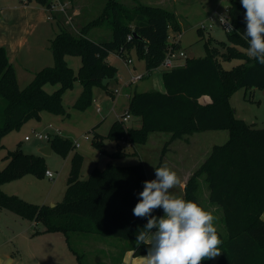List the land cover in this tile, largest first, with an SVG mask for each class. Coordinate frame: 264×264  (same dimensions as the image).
Instances as JSON below:
<instances>
[{
  "label": "trees",
  "instance_id": "trees-1",
  "mask_svg": "<svg viewBox=\"0 0 264 264\" xmlns=\"http://www.w3.org/2000/svg\"><path fill=\"white\" fill-rule=\"evenodd\" d=\"M52 1L37 0L44 6ZM244 11L240 0H230L228 17L241 31L245 28ZM53 15L58 17L56 13ZM105 23L111 25V39L93 40L88 36L91 27ZM68 27L60 21L51 41L54 65L36 72L25 87L20 86L15 67L0 45V147L7 132L30 118H40L43 110L66 113L62 96L77 79L83 88L74 107L85 109L92 102L93 85L116 73V67L108 61L111 53H118L126 60V53L135 47L149 74L167 54L170 28L182 31L174 9L141 0H133L132 5L108 0L102 13L82 28L74 31ZM228 36V41L209 38L205 43L206 56L186 57L183 65L163 72L164 92L151 90L132 95L123 115L139 117L141 125L127 127L122 120L114 122L108 133L118 143L113 153L106 152L102 136L93 129L94 144L113 159L129 154L122 149L121 138L144 144L153 132L183 138L198 131L228 130V140L214 145L189 177L183 199L204 208L198 197L199 178L204 176L209 201L222 210L227 234L221 238V255L216 262L211 259L202 264H264V127H255L237 117L230 104L231 96L240 88L264 89V65L247 55L248 43L242 36L235 31L228 32ZM68 54L82 56L83 64L78 72L68 65ZM233 58L242 62L225 69L222 60ZM49 82L59 84L53 93L45 90ZM108 93L112 94V90L108 89ZM203 96L211 101L201 102ZM50 142L53 150L62 155L74 148L69 138L60 135ZM7 158L6 166L0 168V208L42 223L44 232L64 234L78 264H84V254L72 247L73 234L113 236L133 242L135 255L147 252V246L135 244L137 230L143 228L147 218L133 215L143 182L148 181L143 164L116 165L111 160L103 169L97 166L88 178L82 179L84 157L75 152L65 195L51 206L30 202L3 189L5 183L27 174L45 175L48 170L45 156L25 152L19 146L8 151ZM153 215L161 217L162 209L155 210Z\"/></svg>",
  "mask_w": 264,
  "mask_h": 264
},
{
  "label": "rangeland",
  "instance_id": "rangeland-1",
  "mask_svg": "<svg viewBox=\"0 0 264 264\" xmlns=\"http://www.w3.org/2000/svg\"><path fill=\"white\" fill-rule=\"evenodd\" d=\"M18 1L20 0H0V8L3 5L8 6ZM31 1L36 2L37 0ZM59 1L67 3L68 8L66 12L55 11V13L58 17L60 16L61 19H59L62 24L76 31L98 17L108 0ZM119 1L127 5L133 4V0ZM141 1L176 11L182 24V31L175 32L170 28L169 40L174 42L173 37L180 35V48L177 51H184L189 58L206 56L205 43L209 38H214L217 41L229 40L228 31L222 26L218 17L219 13L227 16L230 0ZM216 10L219 13H216L214 19H211ZM210 24L213 26L211 27ZM56 30V22L47 18L39 22L36 28L30 27L29 33L23 34L27 42L13 65L16 72L21 75V87H25L34 78V73L38 72L40 67L54 65L55 60L50 43L56 34ZM88 36L93 40H109L112 38L111 25L105 23L93 26L88 30ZM126 55L129 59L127 61L118 53L113 52L110 55L109 61L116 67V73L114 76L106 78L102 83L93 85V99L85 109L74 107V103L83 88L81 81L77 79L62 96L66 113L43 110L40 118H30L19 128L12 129L3 136L0 147V168L5 167L8 163V151L19 146L25 152L39 154L40 149L37 148L36 144L42 141L35 138V134L38 132L58 129L62 137L69 138L73 143L77 141L80 143L79 147H74L66 155L53 150L47 156L46 167L55 174L54 179L49 178L46 174L43 176L27 174L5 183L3 185L4 190L39 205L56 204L62 201L67 189V180L71 169L70 154L73 151L85 157L81 171L82 179L88 178L95 167L98 166L103 169L107 165L108 154L101 153L100 149L96 147L93 132L95 131L102 136L106 152L113 153L118 143L116 140L110 139L108 133L112 124L123 118L132 95L135 92L160 91L161 88L157 76L160 77L161 71L164 69L162 66L154 68L153 73L147 75L145 61L138 55L135 47L131 48ZM66 60L75 72H78L83 64V58L80 55L68 54ZM185 61L186 57H178L175 63L176 65H183ZM241 62V59L233 58L222 60V65L225 69H231ZM141 74H144L145 77L133 81V77ZM58 88L59 84L57 83L49 82L45 85V90L48 93H53ZM108 89L113 90L114 95L108 93ZM230 104L237 117L255 127H264V89L240 88L231 96ZM135 119L140 120L139 117L131 115L129 121L124 122V124L127 127H139L141 123L134 121ZM26 135L31 136L32 139L25 141ZM86 135L89 136V139H85ZM228 137L229 132L225 129L198 131L191 135H185L183 138H173L171 133L153 132L146 143H131L128 146L124 144V140L121 138L122 149L128 151L129 154L120 158H113L112 162L116 165L141 163L147 167L150 180L155 179V172L153 173V171L162 164L175 171L179 179H183L192 175L206 159L214 145L226 142ZM44 143L48 142L44 141ZM100 154L105 155L101 156ZM97 161L99 164H96ZM187 168L191 169L188 170ZM199 180L201 181L198 192L200 204L216 218L214 226L221 235V237L219 236L221 239L227 234L222 210L209 201V189L204 176H201ZM170 194L177 198H184L179 184L170 190ZM5 212L13 214L18 220V222L11 223V219L4 217L0 222V227H2V229L0 228V243L11 249L16 257L14 264H78L76 254L68 245L64 234L61 232H44L42 231L44 229L42 223L18 217L8 210ZM14 229L20 232L17 237L14 236ZM129 243L131 241L97 234H73L71 237L72 247L84 254V264H122L121 256L131 246ZM218 258L219 256L214 259V262ZM123 264L129 263L123 261Z\"/></svg>",
  "mask_w": 264,
  "mask_h": 264
},
{
  "label": "clouds",
  "instance_id": "clouds-1",
  "mask_svg": "<svg viewBox=\"0 0 264 264\" xmlns=\"http://www.w3.org/2000/svg\"><path fill=\"white\" fill-rule=\"evenodd\" d=\"M244 11L243 31L236 29L225 15L218 18L229 31H235L247 43V55L264 65V0H240ZM139 201L133 208L137 218H147L136 233V247L147 246L143 264H202L221 255L222 243L216 219L193 201L170 194L180 183L177 173L167 166L155 168V179L144 181ZM163 209L164 215L153 212Z\"/></svg>",
  "mask_w": 264,
  "mask_h": 264
},
{
  "label": "crops",
  "instance_id": "crops-1",
  "mask_svg": "<svg viewBox=\"0 0 264 264\" xmlns=\"http://www.w3.org/2000/svg\"><path fill=\"white\" fill-rule=\"evenodd\" d=\"M47 18H49V11H48L47 7L39 4L37 1L33 2L31 0H20L17 3H13V4L8 5V6H5V5H3V7L1 6V8H0V45H2L6 49L9 61L13 65H14L15 61L17 60V58L19 57V55L21 53V49L23 48L24 44L27 42V40L25 39L23 34L25 32L29 33L28 30L30 27L36 28V26L39 22H42L43 20H45ZM52 20L54 22H56V25H57L56 33H57L59 30L60 19H59V17H57V18H52ZM178 47H180V43H179ZM110 55H109V57H110ZM109 57H108V61H109ZM24 61H25V58H24ZM45 66L46 65H43L39 69L41 70ZM39 69H38V71H39ZM153 71H154V69L149 74H152ZM36 72L34 73V75L36 74ZM149 74H147V75H149ZM17 77H18L19 84H20L21 75L19 72H17ZM157 80H159L161 83L160 91L164 92L165 91V85H164V81H163V69L161 71L160 77L158 78V76H157ZM200 100H201V102H204V103H208L211 101L210 97H208V96H203V97H201ZM134 121H140V120L135 119ZM140 123H141V121H140ZM47 142L49 143L50 141H47ZM48 143L45 144L44 141H42V142L36 144L37 148L40 149L39 154L44 155L46 160H47V156L53 152V148L49 154H44L42 152V149L45 148V146ZM188 149H189V147H188ZM74 153L75 152L73 151L70 154V160H71ZM100 155L103 156L105 154H100ZM111 160H112V158L108 156L107 163ZM84 161H85V157H84ZM70 163H71V161H70ZM96 164H99V161H97ZM161 166H163V165L162 164L159 165V167H161ZM159 167H157V168H159ZM145 168H146L148 180H150L149 175H148V169L146 166H145ZM187 169L189 170L191 168H187ZM154 172H155V169H154L153 173ZM189 177H190V175H188L186 178L184 177L183 179H179L180 180L179 186L181 188V193L183 196H184V188L188 182ZM7 193H9V192H7ZM163 215H164V213H163V209H162V216ZM4 217L5 218L8 217V219H11V221H10L11 223L18 222L17 218H15V216H13V214H8L7 212H5V209L0 208V222L3 220ZM263 217H264V213H263ZM0 228L2 229V227H0ZM10 230H12V229H10ZM13 232H14L15 237H17L20 234V232L17 231L16 229H14ZM129 245H131V246L129 248H127L125 250V252L122 253V256H121L122 264H123V261H126L129 264H143V256L146 255V253L140 254V255H135L134 249H133V247H134L133 242L129 243ZM4 248H6V249H4ZM15 260H16V257L13 254V252H11V249H9L7 246L0 243V264H14V262H16Z\"/></svg>",
  "mask_w": 264,
  "mask_h": 264
},
{
  "label": "built area",
  "instance_id": "built-area-1",
  "mask_svg": "<svg viewBox=\"0 0 264 264\" xmlns=\"http://www.w3.org/2000/svg\"><path fill=\"white\" fill-rule=\"evenodd\" d=\"M67 8H68V4L67 3H63V2H60L59 0H57L55 2V0L52 1V3L47 6V9L49 11V18H54V13L55 11H63V12H66L67 11ZM216 13L218 14L219 12L216 10L214 15L211 16V19H214V16H216ZM222 15L219 13V16ZM228 17V14L227 16ZM72 18V16H71ZM229 18V17H228ZM230 19V18H229ZM71 20V19H70ZM68 20V21H70ZM232 23V22H231ZM233 24V23H232ZM210 26L212 27L213 24H210ZM222 26L227 30L226 26L224 24H222ZM228 32H231L229 30H227ZM174 42H170V46L168 47V51H167V54L164 58V60L162 61V63L160 64V66H162L164 69H163V72L165 71H169L171 69H173L176 65L175 63V60L178 58V57H187L186 53L182 50H179L177 51L180 47H174V44H177L179 43L180 41V35L178 37L174 36ZM129 60V59H128ZM127 61V59L125 60ZM145 75L144 74H141V75H137L135 77H133V81H136L138 79H142ZM114 91L112 90V95H114ZM99 110H101L100 108H98ZM131 118V115L129 114H126V115H123V118L121 119L123 122H126V121H129V119ZM56 135H60L59 134V130L58 129H53V130H49L47 132H38L35 134V138L37 140H40V141H51L53 137H55ZM31 136L29 135H26L25 136V140L26 141H29L31 140ZM85 139H89V136H85ZM124 144L126 146L130 145L131 143L124 140ZM74 147H79L80 146V143L77 141L75 143H73ZM46 175L51 178V179H54L55 178V174L51 171V170H47L46 171Z\"/></svg>",
  "mask_w": 264,
  "mask_h": 264
},
{
  "label": "water",
  "instance_id": "water-1",
  "mask_svg": "<svg viewBox=\"0 0 264 264\" xmlns=\"http://www.w3.org/2000/svg\"><path fill=\"white\" fill-rule=\"evenodd\" d=\"M51 150H52V143L49 142V143L45 146V148L42 149V152H43L44 154H49V153L51 152ZM53 205H55V204H51V206H53Z\"/></svg>",
  "mask_w": 264,
  "mask_h": 264
}]
</instances>
